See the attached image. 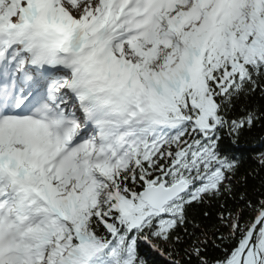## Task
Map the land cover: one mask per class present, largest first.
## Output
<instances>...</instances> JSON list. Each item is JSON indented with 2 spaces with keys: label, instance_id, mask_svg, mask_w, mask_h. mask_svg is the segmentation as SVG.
I'll use <instances>...</instances> for the list:
<instances>
[{
  "label": "snow or ice",
  "instance_id": "6c2138e0",
  "mask_svg": "<svg viewBox=\"0 0 264 264\" xmlns=\"http://www.w3.org/2000/svg\"><path fill=\"white\" fill-rule=\"evenodd\" d=\"M0 264H264V0H0Z\"/></svg>",
  "mask_w": 264,
  "mask_h": 264
},
{
  "label": "trees",
  "instance_id": "16d2710c",
  "mask_svg": "<svg viewBox=\"0 0 264 264\" xmlns=\"http://www.w3.org/2000/svg\"><path fill=\"white\" fill-rule=\"evenodd\" d=\"M253 146H255V147H260L259 142H258V141H254V142H253Z\"/></svg>",
  "mask_w": 264,
  "mask_h": 264
}]
</instances>
